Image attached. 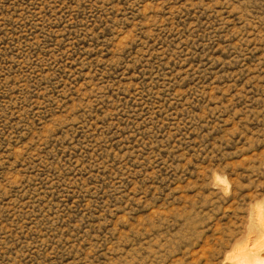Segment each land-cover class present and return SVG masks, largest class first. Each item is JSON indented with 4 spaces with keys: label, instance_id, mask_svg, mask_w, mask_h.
Here are the masks:
<instances>
[{
    "label": "rangeland",
    "instance_id": "rangeland-1",
    "mask_svg": "<svg viewBox=\"0 0 264 264\" xmlns=\"http://www.w3.org/2000/svg\"><path fill=\"white\" fill-rule=\"evenodd\" d=\"M264 263V0H0V264Z\"/></svg>",
    "mask_w": 264,
    "mask_h": 264
},
{
    "label": "bare ground",
    "instance_id": "bare-ground-1",
    "mask_svg": "<svg viewBox=\"0 0 264 264\" xmlns=\"http://www.w3.org/2000/svg\"><path fill=\"white\" fill-rule=\"evenodd\" d=\"M256 264H264V263L263 262L262 263L257 262Z\"/></svg>",
    "mask_w": 264,
    "mask_h": 264
}]
</instances>
